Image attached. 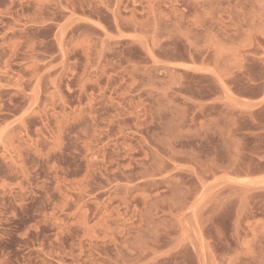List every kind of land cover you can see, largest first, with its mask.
<instances>
[{
	"label": "rangeland",
	"instance_id": "374dc122",
	"mask_svg": "<svg viewBox=\"0 0 264 264\" xmlns=\"http://www.w3.org/2000/svg\"><path fill=\"white\" fill-rule=\"evenodd\" d=\"M0 264H264V0H0Z\"/></svg>",
	"mask_w": 264,
	"mask_h": 264
}]
</instances>
